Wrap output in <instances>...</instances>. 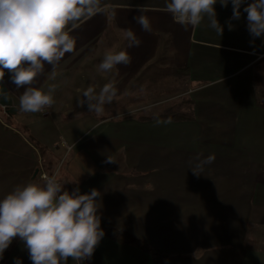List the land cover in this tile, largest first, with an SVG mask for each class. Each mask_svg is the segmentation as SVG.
Listing matches in <instances>:
<instances>
[{
    "label": "crops",
    "instance_id": "crops-1",
    "mask_svg": "<svg viewBox=\"0 0 264 264\" xmlns=\"http://www.w3.org/2000/svg\"><path fill=\"white\" fill-rule=\"evenodd\" d=\"M250 2L245 0L229 30L231 0L227 7L218 0L220 36L207 20L185 30L165 10V0H101L102 11L71 29L75 48L55 75L45 65L33 85H57L46 115L19 111L24 88L17 89L5 70L2 84L15 109L6 113L0 107V199L17 185L43 183L40 168L48 175L58 169L68 191H100L101 223L167 254L165 264H264V36L253 38L247 29L243 8ZM139 15L149 18L151 32L134 21ZM129 28L139 47L128 48ZM108 49L126 50L131 64L100 71ZM162 78L167 84L183 79L180 94L191 96L199 120L150 119L168 99L153 97ZM222 79L235 81L242 101L235 112L227 89L204 88ZM106 83L116 88L113 101L119 105L112 101L101 113L78 105L83 90ZM210 99L217 101L213 109ZM197 153L215 156L199 176L190 169ZM107 157L115 163H105ZM13 241L4 264L17 258L33 264L24 242ZM67 264L75 262L69 258ZM81 264L154 263L139 248L104 236Z\"/></svg>",
    "mask_w": 264,
    "mask_h": 264
},
{
    "label": "clouds",
    "instance_id": "clouds-1",
    "mask_svg": "<svg viewBox=\"0 0 264 264\" xmlns=\"http://www.w3.org/2000/svg\"><path fill=\"white\" fill-rule=\"evenodd\" d=\"M218 0H165V10L173 20L183 26L195 28L207 20V26L222 35L223 26L217 19L215 5ZM227 7L229 0H219ZM245 0H231L232 17L226 23L232 30L231 20H239ZM102 11L101 0H0V82L5 70L17 89L19 111L38 113L50 109L54 103L57 85L46 90L33 86L49 65L52 75L65 57L72 53L76 39L71 29L84 17H92ZM247 14V29L253 38L264 36V0H251L243 8ZM141 30L151 32L148 17H133ZM71 26V27H70ZM128 48L139 47L140 39L132 29L124 30ZM132 57L126 50L108 49L100 71L110 73L118 65H130ZM117 95L111 83L99 87L89 86L82 92L79 106L87 105L89 112L101 113ZM0 96L8 99V93L0 88ZM170 122V119L169 121ZM197 153L190 168L194 175H201L203 166L215 160ZM105 163H115L110 157ZM43 183L29 181L20 184L0 199V259L13 239L19 237L28 250L33 264H67L72 258L75 264L91 259L105 235L101 228V203L99 190L81 193L79 187L65 189L56 175H45ZM16 264H21L19 258Z\"/></svg>",
    "mask_w": 264,
    "mask_h": 264
},
{
    "label": "rangeland",
    "instance_id": "rangeland-1",
    "mask_svg": "<svg viewBox=\"0 0 264 264\" xmlns=\"http://www.w3.org/2000/svg\"><path fill=\"white\" fill-rule=\"evenodd\" d=\"M181 77H183V76H181ZM210 79H216V78L213 77ZM182 80L178 79V83H176V84H172V82L167 84V83H164V78H162L163 82L161 83V86H159L158 90H156L155 94L153 95L154 98L160 97L161 100L168 98L167 100L162 101L160 107L158 108L161 111L157 115H160L167 108H175L174 111L181 112L184 115L183 117H187L186 119H182V120H178V121H170V122L194 121L197 119L199 120V118L195 116L196 114H195L194 109H193L195 102H191L189 100L191 98V96H186V94H180L185 89L184 84L180 83V81H182ZM223 81H226V82L223 84H220V85H212V84H211L212 86L207 85L204 88H207V87L209 88L206 91L208 93L217 92L219 90L227 89V94H229V95H227V98H228L227 100L229 103L228 107L230 108L229 110H230V112H235L237 107L242 103V101L240 99V94H239L238 90L235 89L236 86H233L235 81H232V79L231 80H223L222 79V80H219L218 83L223 82ZM175 95H176V97H175ZM118 103H119V101L118 102L113 101L114 105L118 104ZM208 103H209L208 105L210 106V109H213L214 107L217 106V101L215 99H210V101ZM116 108H119V107L116 106ZM147 119H148L147 117H142L140 120L146 121ZM156 119L169 121L166 118H151V120H156ZM228 119H231V118L228 117ZM81 122H84V120H81ZM216 135L218 137H221V138L224 137L223 134H216V133L212 134V133H210V138L213 136L216 137ZM222 140L225 141V139H222ZM64 159H65V157L61 160L60 166L64 162ZM62 169H64V167H62ZM12 242H14V241H12ZM12 248L13 247L10 244V246L4 251V252H6V254L4 256V260L1 261L0 264H4V263L8 262ZM163 254L165 255V258H164V260H165L168 257V255L165 253H163ZM178 254L179 255L175 256V257H180V255H182L181 253H178Z\"/></svg>",
    "mask_w": 264,
    "mask_h": 264
},
{
    "label": "trees",
    "instance_id": "trees-1",
    "mask_svg": "<svg viewBox=\"0 0 264 264\" xmlns=\"http://www.w3.org/2000/svg\"><path fill=\"white\" fill-rule=\"evenodd\" d=\"M183 71L186 72V70H183ZM174 109L175 108H167L160 115L154 116L152 118H166L168 120L170 119V121H178V120H182V119L187 118V117H183L184 116L183 113L176 112V111H174ZM49 175H51V174H49ZM101 228L105 232L104 236L110 238L111 240L115 241L116 243L127 244V245L137 247L140 250L147 253L154 264H165L164 263L165 255L162 252H160L154 248L149 247L148 245H146L142 241L134 238L133 236H131L127 232L119 230L116 227H114L113 225L107 224V223H101ZM5 254H6V252L3 253V258L0 259V262L4 260Z\"/></svg>",
    "mask_w": 264,
    "mask_h": 264
},
{
    "label": "water",
    "instance_id": "water-1",
    "mask_svg": "<svg viewBox=\"0 0 264 264\" xmlns=\"http://www.w3.org/2000/svg\"><path fill=\"white\" fill-rule=\"evenodd\" d=\"M0 88L3 89L4 92L8 93L7 88L0 82ZM8 99H5L3 96H0V107L6 112H12L15 109L14 101L10 94L8 93ZM38 170L35 171L34 176L37 174Z\"/></svg>",
    "mask_w": 264,
    "mask_h": 264
},
{
    "label": "built area",
    "instance_id": "built-area-1",
    "mask_svg": "<svg viewBox=\"0 0 264 264\" xmlns=\"http://www.w3.org/2000/svg\"><path fill=\"white\" fill-rule=\"evenodd\" d=\"M48 112H49V109H47L46 111H44V112H38V113H40V114H42V115H46V114H48ZM40 170H41V173H40V178L42 179L45 175H48V174H46L43 170H42V168H40ZM57 172H58V169H56V170H54V172L51 174V175H56V177H57ZM43 180V179H42Z\"/></svg>",
    "mask_w": 264,
    "mask_h": 264
}]
</instances>
